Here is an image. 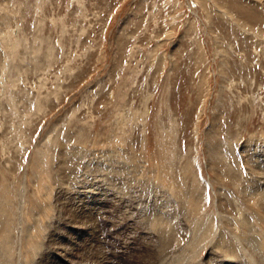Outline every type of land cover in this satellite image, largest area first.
Returning a JSON list of instances; mask_svg holds the SVG:
<instances>
[{"label": "rangeland", "instance_id": "obj_1", "mask_svg": "<svg viewBox=\"0 0 264 264\" xmlns=\"http://www.w3.org/2000/svg\"><path fill=\"white\" fill-rule=\"evenodd\" d=\"M262 150L264 0H0L8 264H156L173 221L264 250Z\"/></svg>", "mask_w": 264, "mask_h": 264}, {"label": "bare ground", "instance_id": "obj_2", "mask_svg": "<svg viewBox=\"0 0 264 264\" xmlns=\"http://www.w3.org/2000/svg\"><path fill=\"white\" fill-rule=\"evenodd\" d=\"M215 150V149H214ZM216 151V150H215ZM215 151H212L215 155H216V152ZM263 151V150H262ZM256 152V151H255ZM258 152V151H257ZM213 153H212V155H213ZM251 153V152H250ZM259 153V154H258ZM258 153H256V154H258V155H256L257 157H259L258 158V162H257V164L259 163V164H261V165H263L264 164V154H262V153H260V152H258ZM263 153H264V151H263ZM252 155V154H251ZM255 156V157H256ZM213 157H214V155H213ZM257 160V159H256ZM93 161V160H92ZM114 163V162H113ZM111 166V165H110ZM119 166V165H118ZM104 167H105V165H104ZM107 168V167H106ZM115 168V167H114ZM119 168H121V167H119ZM108 169V168H107ZM229 169V168H228ZM91 170V169H90ZM98 170V169H97ZM111 171V170H110ZM113 171H115V170H113ZM113 171H111V172H113ZM121 171V170H120ZM99 172V174H101L100 173V170L98 171ZM109 172V171H108ZM118 172V171H117ZM105 173H107V172H105ZM109 174V173H108ZM107 174V175H108ZM119 174V173H118ZM256 174H259V176L260 175H262L263 173L260 171V169H258V170H256ZM105 175V174H104ZM103 175V176H104ZM111 175H113V174H111ZM117 175V174H116ZM131 175V174H130ZM95 176V175H94ZM101 176V175H100ZM88 177V176H87ZM96 177V176H95ZM111 177V176H110ZM115 177V176H114ZM250 177V176H249ZM102 178V177H101ZM91 179V178H90ZM116 180L118 179V178H115ZM94 180H96L95 178H94ZM110 180H112V179H110ZM123 180V179H122ZM86 181H87V179H86ZM99 181V180H98ZM124 181H126V180H124ZM76 182H80V181H76ZM88 182H90V181H88ZM129 182H130V180H129ZM73 183V182H72ZM104 183V182H103ZM114 182H112V184H113ZM261 183V182H260ZM81 184V183H80ZM83 184V183H82ZM87 184V183H86ZM105 184V183H104ZM107 184H108V182H107ZM115 184H116V182H115ZM110 185H111V183H110ZM82 186V185H81ZM124 186V185H123ZM75 187V186H74ZM87 187H88V185H87ZM96 187V186H95ZM94 187V188H95ZM122 187V186H121ZM138 187V186H137ZM85 188H86V186H85ZM85 188H84V190H85ZM88 188H90V189H93V185H92V183L91 184H89V187ZM111 188V187H110ZM151 188V187H150ZM149 188V189H150ZM27 189V188H26ZM133 189V188H132ZM148 189V188H147ZM248 189H250V190H254V191H257V192H259L261 189V192H259L258 193V195H260L259 196V199H261V200H263V202H264V183H262V185L260 184H258V183H253V185L252 186H249V188ZM25 190V189H24ZM122 190V189H121ZM159 190H160V188H159ZM162 190V189H161ZM160 190V191H161ZM127 191V190H126ZM143 191V190H142ZM166 191V190H165ZM95 192V191H94ZM131 192V191H130ZM159 192V191H158ZM123 193V192H122ZM243 193V192H242ZM261 193V194H260ZM125 194V193H124ZM130 194V193H129ZM20 195V194H19ZM18 195V196H19ZM123 196V195H122ZM162 196V195H161ZM139 197V196H138ZM16 198H18V197H16ZM20 199V198H19ZM18 200V199H17ZM21 200V199H20ZM82 200V199H81ZM19 201V200H18ZM22 201V200H21ZM23 201H25V200H23ZM170 201V200H169ZM168 201V202H169ZM237 201V200H236ZM9 202V201H8ZM65 202V201H64ZM19 203H21V202H19ZM62 203V202H61ZM24 204V203H23ZM156 204V203H155ZM161 204V203H160ZM21 205H22V203H21ZM175 205V204H174ZM4 206V205H3ZM151 206V205H150ZM144 207V206H143ZM161 207V206H160ZM165 207V206H164ZM0 208H1V206H0ZM18 209V208H17ZM173 209V208H172ZM2 210V209H1ZM4 210V209H3ZM2 210V212L1 213H4L5 211H3ZM18 211V210H17ZM143 212V211H142ZM153 211H151V212H149V213H152ZM176 212V211H175ZM166 213V212H165ZM147 214V213H146ZM173 215V211H170V214H168V216H170V215ZM178 214V213H177ZM1 215V214H0ZM149 215V214H148ZM151 215V214H150ZM161 215V214H160ZM172 215L170 216V217H172ZM220 215V214H219ZM14 216V215H13ZM17 216H19V215H17ZM20 216H21V214H20ZM152 216V215H151ZM153 216H154V214H153ZM152 216V217H153ZM157 216V215H156ZM162 216V215H161ZM160 216V217H161ZM178 216V215H177ZM176 216V217H177ZM224 216V215H223ZM155 217V216H154ZM13 218V217H12ZM168 218V217H167ZM208 218V217H207ZM221 218V217H220ZM238 218V217H237ZM3 219V218H2ZM1 219V216H0V220H2ZM6 219V218H5ZM14 219V218H13ZM12 219V220H13ZM17 219V218H16ZM152 219V218H151ZM150 219V220H151ZM161 219V218H160ZM159 219V220H160ZM176 219V218H175ZM174 219V220H175ZM7 220H8V218H7ZM15 220V219H14ZM19 220H20V218H19ZM19 220H18V222H19ZM149 220V219H148ZM234 220V219H233ZM238 220V219H237ZM153 221V220H152ZM171 221V220H170ZM2 222H3V220H2ZM1 222V223H2ZM7 222V221H6ZM11 222V221H10ZM159 222V221H158ZM172 222V221H171ZM174 222V221H173ZM171 223L170 225H168V223H167V225H166V227H165V229H163V231L161 230V228L158 230V229H156L157 230V232H159L158 234H159V242H158V244H157V246H158V248H163L162 250H161V252H158L160 249H158L157 250V252L155 253L154 251H153V253L150 251V254L152 255V257H156V258H158V262L160 261L161 263H158L156 260V264L158 263V264H222L223 262H228V261H231L232 263H233V261L236 263V264H239V263H241V262H243V264L245 263L244 261H247L248 260V262H246V263H249V264H264V250H260L259 249V247H260V242H258V240H256L255 239V235H253V233L252 234H249L248 235V233H247V235H248V237L247 238H241V239H243L242 241H241V239L239 238L240 236V234H235L236 235V237H238L239 238V240L238 239H234V238H232L233 239V241L235 242L234 244V246H236L235 248L236 249H233V248H230L231 246H233L232 244L231 245H227V244H229V239L227 238H225V237H228L227 236V234L225 235V236H220L218 233H216L215 231L216 230H213V232H212V228H210L209 227V224L206 222V221H204L202 224H204V226H201V227H199L198 229H196V230H194V232H193V236H194V238H192L190 241H189V243H188V245L187 246H185V247H179V246H177V245H173L172 243H170V238H172V236L173 235H176L175 233H177L178 232V230L179 229H177L178 227H180L179 225H178V227L177 226H175V224H177L176 222H175V224L174 223ZM159 223H161V222H159ZM159 223L155 226V227H157V226H159ZM164 223V222H163ZM13 224V223H12ZM240 224H241V222H240ZM249 224V223H248ZM247 224V225H248ZM6 225V224H5ZM152 225V224H151ZM155 225V224H154ZM154 225L152 226V227H154ZM1 226V225H0ZM3 226V225H2ZM19 226V225H18ZM18 226H17V229L15 228V230H19L18 229ZM219 226V225H218ZM250 226V225H249ZM12 227V226H11ZM160 227V226H159ZM251 227V226H250ZM7 228H8V226H7ZM164 228V227H163ZM181 228H182V226H181ZM217 228H221V227H217ZM1 229H4V228H1ZM174 230V233L173 232H171V230ZM12 230V229H11ZM176 230V231H175ZM227 230V229H226ZM236 230V229H235ZM252 230V229H251ZM3 231V230H2ZM219 231V230H218ZM237 231H239V230H237ZM243 231V230H242ZM253 231H254V229H253ZM224 232V231H223ZM228 232H229V229H228ZM231 232H233V231H231ZM20 233V232H19ZM156 233V232H155ZM170 233H173V234H171L170 235ZM227 233V232H226ZM235 233V232H234ZM238 233H240V232H238ZM1 235H2V232L0 233ZM17 235H18V237L20 236L18 233H16ZM192 234V233H191ZM255 234V233H254ZM0 235V236H1ZM4 235V234H3ZM151 235V234H150ZM179 236V235H178ZM246 236V235H245ZM257 236V235H256ZM11 237H12V234H11ZM15 237H17V236H15ZM232 237V236H231ZM235 237V238H236ZM191 238V237H190ZM259 237H257V239H258ZM11 239V238H10ZM13 239H17V238H13ZM18 239H21V238H18ZM18 239H17V241H18ZM30 239V238H29ZM6 240V239H5ZM23 240V239H22ZM16 241V240H15ZM16 241V242H17ZM19 241H21V240H19ZM18 241V242H19ZM182 241V240H181ZM262 241V240H261ZM5 242V241H4ZM26 242V241H25ZM161 242V243H160ZM12 243H10V245H11ZM14 244V243H13ZM12 244V245H13ZM17 244V243H16ZM10 245H1L0 244V264H8L7 262V258L5 257L6 255H8L11 251H12V247L10 246ZM209 246V245H211V247L209 248V251L210 252H208L209 254H208V257L204 260V259H197V255L199 254V252L200 251H202L201 249H204V246L206 247V246ZM19 247H20V244H19ZM18 247V248H19ZM14 248V247H13ZM21 248V247H20ZM165 248V249H164ZM19 250V249H18ZM16 251V250H15ZM21 251V250H20ZM19 251V252H20ZM156 251V250H155ZM32 252V251H31ZM21 253V252H20ZM20 253H15V254H20ZM202 253V252H201ZM12 254V253H11ZM34 254V253H33ZM88 254V253H87ZM149 254V257H151V255ZM100 255V254H99ZM98 255V256H99ZM31 256V255H30ZM158 256V257H157ZM22 257V256H21ZM32 257V256H31ZM30 257V258H31ZM168 257V259L169 258H171V260H169V261H167V258ZM13 258V257H12ZM16 258V257H15ZM34 258V257H33ZM243 258H246L245 260L243 259ZM20 258H18V260H19ZM87 259V258H86ZM13 260L15 261V259L13 258ZM17 260V261H18ZM27 260V259H26ZM33 259H31V261H32ZM23 261H25V259L23 258ZM35 261V260H34ZM91 261V260H90ZM163 261V262H162ZM13 262V261H12ZM19 262H20V260H19ZM18 262V263H19ZM27 262H28V260H27ZM94 262V261H93ZM96 262V261H95ZM10 263V262H9ZM17 263V262H16ZM22 263V262H21ZM25 263V262H24ZM32 263V262H31ZM34 263V262H33ZM36 263V262H35ZM139 263V262H138ZM137 263V264H138ZM140 263H141V261H140ZM139 263V264H140ZM142 263H144V262H142ZM20 264V263H19ZM23 264V263H22ZM30 264V263H29ZM85 264V263H84ZM136 264V263H135ZM146 264V263H145ZM154 264V263H153Z\"/></svg>", "mask_w": 264, "mask_h": 264}]
</instances>
